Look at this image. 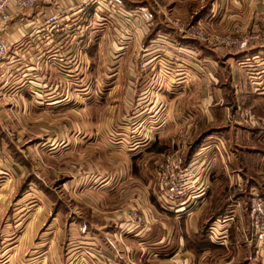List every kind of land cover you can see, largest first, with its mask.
<instances>
[{"label": "crops", "instance_id": "obj_1", "mask_svg": "<svg viewBox=\"0 0 264 264\" xmlns=\"http://www.w3.org/2000/svg\"><path fill=\"white\" fill-rule=\"evenodd\" d=\"M121 2L113 10L106 0H49L45 12L57 11L60 16L55 30L44 29L41 19L37 33L25 27L22 39L16 34L8 37L17 45L0 63L3 125L25 117L12 113L41 110L40 105L48 111L93 103L111 109L113 122L124 118L133 135L141 128L144 134L128 155L130 162L112 165L105 181L96 178L97 167L98 175L91 176L94 183L87 177L93 174L79 168L84 173L63 187L76 189V197L57 198L66 205L63 209H55L48 192L49 213L31 216L21 235L9 240L0 229V257H6L0 264H251L248 257L253 258L254 247L248 241L247 192L254 189L264 198V126L233 124L229 118L241 107L251 108L264 120V40L242 52L219 53L184 35V30L201 27L213 36L241 26L264 38V0ZM139 9L152 12L154 19L144 22ZM104 14L111 15L113 23L105 21ZM59 57L69 64L61 75L55 66ZM2 127L0 123V153L23 168L24 136L12 130L8 136ZM84 133L75 138L48 134L47 140L64 139L73 147L72 142L84 140ZM32 135L35 142L27 147L31 160H25L30 170L39 167L40 153L44 154L38 148L40 134ZM180 144L186 162L203 157L204 168L197 181L202 190L190 192L186 211L178 215L158 207L161 192L153 167ZM77 146L69 152H80ZM60 150L54 147L52 159L64 157L63 167L71 172L68 165L73 163ZM47 164L48 173L55 172ZM119 173L128 177L126 190L105 194L103 189L119 184ZM40 182L32 180L26 190L30 186L40 190ZM232 182L244 188L237 196L240 208L230 207L224 199ZM22 195L20 187L16 199ZM135 204L144 218L141 228H129L125 221L124 212ZM67 205H73L75 212ZM210 226L214 238L200 241ZM207 256L215 262L207 261Z\"/></svg>", "mask_w": 264, "mask_h": 264}, {"label": "rangeland", "instance_id": "obj_2", "mask_svg": "<svg viewBox=\"0 0 264 264\" xmlns=\"http://www.w3.org/2000/svg\"><path fill=\"white\" fill-rule=\"evenodd\" d=\"M104 15L105 18L103 19L105 21L107 20L108 22L113 23L111 15ZM108 22L106 23V25L108 24ZM25 27L26 26H24V28ZM96 32L99 31H95V33ZM59 58L60 60H56V58H54V61L56 60V71L61 75V73L59 72L69 70V68L67 67L69 64L64 63V59L62 60L61 57ZM93 67H95V62L94 65L92 63V68ZM105 68L109 69L106 66ZM82 70L86 71L85 67H83ZM89 70L90 69H87V72ZM251 70V73L255 74L256 67H253ZM254 78L258 77L254 76ZM73 81L75 82V84L77 83L76 78L73 79ZM255 83L258 82L253 81L251 84L255 85ZM247 96L248 98H246V100L249 99V94H247ZM43 103L46 104L44 101ZM45 107L46 106L40 105L41 110L29 109L24 110V112L19 111L18 113H12L11 116H14L16 114H23L25 116L19 122H12L14 120L12 119L11 121L9 120L7 124L3 125L2 121L0 120V123L3 126L2 128L5 129V133L7 135V131L11 132L12 130L16 132L19 131L22 136H24L23 151L27 157H23L24 167L20 168L14 166L13 163L10 162L8 157H6L2 152L0 153V213L2 214L0 219H4L0 221V229L6 231V234L9 235V240L14 239V236L16 235H21V233L26 229V221L31 218V216L37 215V217L41 218V216H43L45 213H49L51 205L45 199L48 192L51 193L50 197H53L55 199V209H63L66 205H63L61 201H58L59 199L57 198H63L65 196L75 198V193H77L75 191L76 189H74L73 187L71 189H67L66 187L63 188L64 183L66 186L68 180H78L79 176L86 170L87 172L93 174L87 175V177H90H88V180L92 181L94 177L91 178V176L98 175L94 171V167H97L98 169L96 170H98L100 176L96 178L98 179V181H100L101 179L102 181H105L106 178L111 176L109 170H111L112 165L119 162L120 165L128 164V162H130V158L128 155L132 153V150L134 148H136V144H138V138L142 137L144 134L143 129L141 128L137 131V134L133 135V133H130L129 131L131 125H129L127 121H125V123L124 118L121 120L120 117H118V119L113 122V113L111 109H100V106H94L93 103H88L87 107L72 106L71 108L64 107L51 109L48 111L43 110V108ZM28 113L29 115H26ZM46 117L50 120L49 123L46 121ZM98 119L101 121L99 122ZM128 122L130 123V121ZM17 123H19V125ZM85 123L87 124V126H85ZM6 128L10 130H6ZM37 129L38 131H35ZM36 132H38L41 136L39 137L40 139L38 142V148L40 152L43 151L44 154L40 153V162L38 161L40 163L39 167L36 168L33 166L34 168L31 167L30 170V162L25 161L29 159L31 160V156L29 155V151H27V147H30L32 143L35 142L32 141L31 138L34 137L32 134H36ZM55 133H59L61 135L63 134L64 136H74V138L77 135L84 133L83 136H85V138L81 142L78 140H74L75 142H72V144H74L73 147H70L69 142L64 139H58L56 141L49 142V140H47V138H49L48 134L52 135ZM54 143L55 146H50ZM77 144H79L81 151L70 153L69 149L71 150L75 147L77 148ZM54 147L61 149L60 151L63 152L66 159L72 161L71 163H73V165H68L69 167L73 168L71 172L65 171L63 167L64 157L61 158L62 156H60L54 158V160L52 159L53 157H55L54 153L52 152ZM84 150H87V152L83 153ZM98 151L101 152V155L99 154L96 156L95 153ZM85 162L87 163L86 165L84 164ZM27 163L29 164V166H27ZM46 164L50 168L54 169L55 172H52L53 170H50V173H48ZM49 167L48 169H50ZM79 168L84 169V172L80 173L78 171ZM91 169L93 170V172H91ZM56 171H60V173L55 174ZM123 175L124 177L121 178L119 173V176L117 177L119 184L116 183L117 185L113 184L109 188L103 189L106 192L105 194L110 195L111 193L115 192L122 193L126 190V187L123 184L128 182V177L125 176L126 174ZM40 179L42 181L40 182L42 183L40 185V190H36L33 186H30L29 189L26 190L32 180L40 181ZM154 180L156 181L155 177ZM94 186L96 187V185ZM20 187H22L23 195L21 196V199L17 200L16 196L18 195ZM67 206L73 213L75 212V207L73 205ZM136 206L138 207V205ZM76 207L78 208L79 205H76ZM205 229L206 227L204 228V230ZM220 253L221 252L218 253L215 251V255H221ZM233 253L234 249L230 254L233 255ZM254 256L255 254H252L253 258H251L250 254V257H248V261H250L251 264H258L259 261L255 256L258 262L257 263L254 259ZM206 260L209 262H215L210 261V258H208V256ZM5 261L6 257H0V263H4Z\"/></svg>", "mask_w": 264, "mask_h": 264}, {"label": "built area", "instance_id": "obj_3", "mask_svg": "<svg viewBox=\"0 0 264 264\" xmlns=\"http://www.w3.org/2000/svg\"><path fill=\"white\" fill-rule=\"evenodd\" d=\"M47 1L49 0H0V63L9 57L11 48L17 45L11 43L8 37L16 34L19 40L22 39L24 26L32 28V32L37 33V25L43 19L44 29L51 31L58 27L60 22L58 12L46 13L43 8ZM106 1L111 3L110 8L113 10L122 5L121 0ZM31 12L34 15L32 19H28L26 16ZM138 14L147 23L154 19V14L145 9H139ZM184 35L208 44L219 53L242 52L264 40L263 34L259 31L246 32L241 26H233L226 35L213 36L208 35L201 27L190 26L184 30ZM229 119L233 124L264 126V120L255 117L251 108L237 107ZM7 133L11 134L9 131ZM184 149L180 144L154 164V177L161 192L158 207L162 211L178 215L186 211V201L190 197V192L202 190L203 187V184H197V181L204 168V159L197 157L184 165ZM243 192L241 183L232 182L224 193V199L230 207L240 208L237 196ZM247 193L248 241L253 244L254 254L260 264H264V198L254 189ZM124 216L129 228H141L144 223L142 211L137 206L127 209ZM208 233L210 239L214 238L211 226L208 227Z\"/></svg>", "mask_w": 264, "mask_h": 264}, {"label": "trees", "instance_id": "obj_4", "mask_svg": "<svg viewBox=\"0 0 264 264\" xmlns=\"http://www.w3.org/2000/svg\"><path fill=\"white\" fill-rule=\"evenodd\" d=\"M188 162H186V159L184 158V165H186ZM204 235H202V236H200V238H199V240L200 241H202V242H204V240H207V241H209L210 239H209V235H208V233H207V230H204ZM209 239V240H208Z\"/></svg>", "mask_w": 264, "mask_h": 264}]
</instances>
